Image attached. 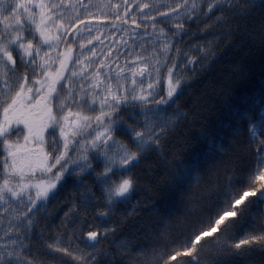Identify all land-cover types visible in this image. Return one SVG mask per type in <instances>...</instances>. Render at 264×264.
<instances>
[{
  "label": "snow or ice",
  "instance_id": "snow-or-ice-1",
  "mask_svg": "<svg viewBox=\"0 0 264 264\" xmlns=\"http://www.w3.org/2000/svg\"><path fill=\"white\" fill-rule=\"evenodd\" d=\"M224 48L230 119L189 163L209 104L180 97ZM249 53L264 0H0V264H264V78L231 100ZM160 166L201 191L129 230Z\"/></svg>",
  "mask_w": 264,
  "mask_h": 264
},
{
  "label": "trees",
  "instance_id": "trees-1",
  "mask_svg": "<svg viewBox=\"0 0 264 264\" xmlns=\"http://www.w3.org/2000/svg\"><path fill=\"white\" fill-rule=\"evenodd\" d=\"M217 51L218 55L215 61L190 82H186L185 91L180 97V101L183 102L185 99L203 96L208 99L209 104L208 109L203 112L202 118L188 124L186 127V135L194 145V147H190L184 153V159L189 163L192 161L194 153L199 154L201 157L204 155L206 145L202 138L201 128L206 133L218 135L221 128L226 126L230 119L229 107L225 105L222 95L218 94V90L227 82V77L232 71V65L237 59L238 53L230 48L218 49ZM247 64L249 79L239 82L234 86L231 98L234 105L240 103V97L246 90L253 86L258 87L261 79L264 78V57L256 53H249ZM150 159L154 160L155 158ZM162 171V166L158 167L143 182L142 190L139 193L142 202H139L135 208L136 215L129 217V230H131L132 224L138 226L146 223L152 208L162 211H174L182 206V197H185L188 191L191 190L197 194L201 191V187L192 189L187 182H169L167 177L161 175ZM201 183L203 184V181ZM132 201H137V197L133 196ZM132 207L133 203L128 202L127 204H122L119 211L126 212L132 209ZM254 255L256 258L262 256L259 252H256ZM233 264H244V262L242 258L234 257Z\"/></svg>",
  "mask_w": 264,
  "mask_h": 264
}]
</instances>
